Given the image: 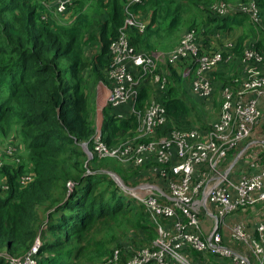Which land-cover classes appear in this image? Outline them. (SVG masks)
Here are the masks:
<instances>
[{
  "label": "trees",
  "instance_id": "16d2710c",
  "mask_svg": "<svg viewBox=\"0 0 264 264\" xmlns=\"http://www.w3.org/2000/svg\"><path fill=\"white\" fill-rule=\"evenodd\" d=\"M54 1L0 0V135L13 137L14 144L9 146L15 147L11 153L8 146L1 152V163L17 157V161L0 167V264L26 254L37 238L34 264H126L135 253L153 246L157 232L145 207L108 171L117 173L124 183L135 184L150 164L133 166L110 157L87 160L81 146L85 142L89 150L93 149L94 125L85 74L106 80L109 45L124 23L126 2L94 0V11H103L105 16L96 34L97 51L87 58L84 48L94 38L89 33L90 18L82 13L87 0H74L77 8L70 23L51 26L47 15ZM230 1L131 3L130 13L140 17L150 9V17L142 31L137 27L127 29L129 43L137 51L157 49L159 39L176 34L183 11L194 7L200 17L189 30L196 33L198 55L215 51L222 55L207 75L212 84L220 82L221 89L230 86L233 76L242 74L244 49L252 47L264 59V0H253L262 16L260 27H255L243 12H213V3ZM245 25L247 31L238 32L232 41L230 37L229 44L217 38L220 45H212L215 33L231 34ZM250 37L253 40H248ZM187 66L192 68L190 76L182 73ZM195 67L192 56L169 64L163 89L142 80L136 107L142 109L153 95L165 107L169 118L166 128L194 125L198 121L193 117L198 114L187 102L184 87L188 85L191 95L198 97L190 90ZM228 67L233 73L226 76L221 69ZM126 107L102 108L101 138L107 145L134 135V117L117 116ZM197 126L208 127L201 123ZM23 176L29 179L22 184ZM129 231L137 236L128 237ZM188 252L193 263L203 261L201 253L192 249ZM207 258V264H216V257Z\"/></svg>",
  "mask_w": 264,
  "mask_h": 264
},
{
  "label": "built area",
  "instance_id": "2783aa9c",
  "mask_svg": "<svg viewBox=\"0 0 264 264\" xmlns=\"http://www.w3.org/2000/svg\"><path fill=\"white\" fill-rule=\"evenodd\" d=\"M139 1L125 0L126 17L109 45L110 64L105 70L106 80L100 82V87L106 89L103 107L126 105L117 116L134 117V135L107 145L101 138V119L94 125L93 149L87 147L86 154L89 160L110 157L133 166L150 164L147 176L134 186L119 183L145 207L157 232L153 246L141 249L126 264H195L189 249L201 253L206 263L212 255L220 264H264V151H253L256 140L250 139L262 117L258 100L264 96V72L259 69L263 56L252 47L244 49L237 85L221 89L218 117L207 128H166L169 118L165 107L153 95L142 109L135 105L142 80L163 89L169 74L167 66L192 56L196 67L190 90L199 97H208L213 86L207 74L222 55L219 51L198 55L194 30H189L169 52L137 51L129 43L127 29L137 27L142 31L147 24L128 11V5ZM71 3L73 0H56V9L65 11ZM211 8L219 15L243 12L255 27L262 25L253 0L215 2ZM191 71L187 66L182 73L190 76ZM6 149L11 153L15 147ZM26 179L29 177L23 176L20 183ZM258 205L263 211L254 217ZM237 212L240 214L236 216ZM38 246L37 238L26 254L10 257L9 264H34Z\"/></svg>",
  "mask_w": 264,
  "mask_h": 264
},
{
  "label": "rangeland",
  "instance_id": "374dc122",
  "mask_svg": "<svg viewBox=\"0 0 264 264\" xmlns=\"http://www.w3.org/2000/svg\"><path fill=\"white\" fill-rule=\"evenodd\" d=\"M73 2H74V0H73ZM236 2H238V1L233 0V1H230L229 3L235 4ZM94 7H95L94 0H87L86 3L84 4L83 8H82V13L88 14V16L90 18L89 20H90L92 26L89 29V33L92 34L94 37L92 39V41L90 42L91 44H89V46H85V48H84L85 49V56L87 58L92 56V54L97 51L98 44H97L96 34H97V31L99 28L98 26L100 23H102L104 21L103 19L105 16L103 14V11L98 12V13L95 12ZM68 8H67L68 11H67V9L65 11H59L58 7L56 9V0L54 3H52V8H50L48 10L49 11L48 13H50V14L47 15V17L49 18V21L51 23V26L68 24L72 21L73 17H71V16L75 15L74 12H75L77 7H76V5L71 3L70 5H68ZM149 17H150V9H148L145 14H144V12H142L140 14V17L138 18V21H141L143 23H148ZM199 17L200 16H199L198 12L196 11V8H194V7H193V9L191 8V9L184 10L182 13V24H181L180 28L177 30L176 34L169 37V38L163 37V38L159 39L158 44L156 46L157 49L152 50V51L161 52V53H166V52L171 51L174 47H176L180 43V41L184 37H186L187 32H189V25L192 24L194 22V20H195V24H196L197 23L196 20L199 21ZM199 25L200 24L198 23L195 26H199ZM247 29H248V26L245 25L242 28H239L237 30H233V33H231V34L224 35L221 33L220 34L215 33L214 36L211 38L212 43H213L212 45H215V46L220 45L218 42H216L217 38H219L222 41H225L227 43L228 41H230L229 39L231 37V41H232L235 38L234 36H236L238 32L241 33V32H244L245 30L247 31ZM86 37H87V35H86ZM232 37H234V38L232 39ZM251 39L253 40V38H251V37L248 40H251ZM231 63L232 62H230L229 65H231ZM259 69L264 72L263 65L260 66ZM221 70L225 73L226 76L230 75V73H233L231 71V67L225 68L224 70L221 69ZM85 79H86V88H87V96H88V105H89L90 112L92 114L93 125H95L96 122H99L102 119V108H103V104H104V99L102 98L103 95L101 96V98L96 99V94L98 96L96 88L99 85V83L102 82V79L101 80L96 79V78L94 79L93 77H91L87 73L85 74ZM236 79L239 80V76L238 77L233 76V79H232L233 83L230 84L231 86L234 87L237 85ZM212 86H213V94H212L211 99L209 96L206 99L203 97H199V96H198L199 98L198 97L195 98L193 95H191L189 88H188V85L187 86L185 85V87H184L185 91H186L185 98H186L187 102H189L192 105V107H195V110L198 114L197 117L195 115L193 117V119L196 118V120L198 121V122H193L194 125H197V124L200 125V123H201V124H204L206 126H209L218 117V112H219L221 101H222L221 95H220V93H221L220 82L214 83V84H212ZM101 94H102V92H101ZM190 121H192V120H190ZM250 139L256 140L255 147L253 148V151H255V152H257L259 150L264 151V143L262 142L264 140V114L261 117V119L258 121L255 128L253 129ZM13 140H14V138L9 136V135L8 136H3V135L1 136L0 135V152H2L7 146L14 144ZM19 152H21V150H19ZM87 158H89V157L87 156ZM13 160L17 161V157L15 156L13 159H11V158L3 159L2 163L3 164L4 163H13V162H15ZM113 173H115V172H113ZM143 173L144 174H141V176L139 177L140 180H142L143 177L147 176L146 172H143ZM115 174L121 179V177L117 173H115ZM115 181L117 182V179H115ZM120 183H123V184L128 185V186H134L136 184V183L135 184L124 183V181L122 179H121ZM0 184H2L1 176H0ZM261 208H262L261 205L257 206V208H256L257 214L254 217H259L260 214H262L263 209H261ZM259 209H260V212H259ZM235 214L237 216L240 213L237 212ZM228 218H229V216L227 217V219ZM136 236H137L136 233L129 231L128 237L134 238ZM125 239H128V238H120L121 241H123ZM156 239H157V236L153 240L152 245Z\"/></svg>",
  "mask_w": 264,
  "mask_h": 264
},
{
  "label": "crops",
  "instance_id": "0c3cea01",
  "mask_svg": "<svg viewBox=\"0 0 264 264\" xmlns=\"http://www.w3.org/2000/svg\"><path fill=\"white\" fill-rule=\"evenodd\" d=\"M263 65V67H264V63L263 64H260V66H262ZM259 66V67H260ZM97 93H98V96H97V94H96V99L97 98H101V96H102V98L104 99V96H105V93H106V89L104 88V87H100V83H99V85L97 86ZM101 92H102V94H101ZM259 108H260V110H261V113H262V116H263V114H264V96L263 97H260L259 98ZM264 206V205H263ZM257 208V207H256ZM249 215V220L250 221H253V217H252V215L250 214V213H248ZM257 214V213H256ZM197 263L198 264H207L206 262H204V261H200V260H197ZM216 264H220L219 263V260H217L216 259ZM225 264H227V263H225Z\"/></svg>",
  "mask_w": 264,
  "mask_h": 264
},
{
  "label": "water",
  "instance_id": "95a60500",
  "mask_svg": "<svg viewBox=\"0 0 264 264\" xmlns=\"http://www.w3.org/2000/svg\"><path fill=\"white\" fill-rule=\"evenodd\" d=\"M81 146H82V149H83V151L87 154V146H86V143L85 142H83V143H81ZM87 160H89V158H87ZM108 173L111 175V176H113V178H115V179H117V182L118 183H120V181H121V179L115 174V173H113V172H109L108 171ZM121 184V183H120Z\"/></svg>",
  "mask_w": 264,
  "mask_h": 264
}]
</instances>
